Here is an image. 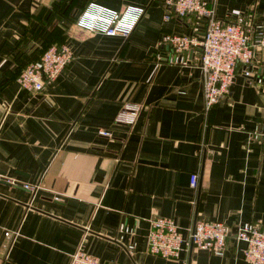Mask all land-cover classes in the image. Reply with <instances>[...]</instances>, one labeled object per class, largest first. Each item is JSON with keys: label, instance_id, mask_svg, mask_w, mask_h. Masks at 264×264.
Here are the masks:
<instances>
[{"label": "crops", "instance_id": "crops-1", "mask_svg": "<svg viewBox=\"0 0 264 264\" xmlns=\"http://www.w3.org/2000/svg\"><path fill=\"white\" fill-rule=\"evenodd\" d=\"M61 1L0 0V264H69L79 244L106 264H248L234 237L223 254L192 247L166 259L148 251L147 234L156 216L184 233L197 219L264 228V144L251 135L264 123V48L251 66L261 83L238 62L206 118L200 67L155 59L164 32L192 31V14L166 19L164 0H76L61 16ZM128 6L143 11L126 35L77 23L85 11ZM213 8L264 24V0ZM45 30L72 57L40 90L20 88ZM128 103L140 104L132 124L116 120ZM120 224L132 231L122 237Z\"/></svg>", "mask_w": 264, "mask_h": 264}, {"label": "built area", "instance_id": "built-area-1", "mask_svg": "<svg viewBox=\"0 0 264 264\" xmlns=\"http://www.w3.org/2000/svg\"><path fill=\"white\" fill-rule=\"evenodd\" d=\"M215 0H164V17L192 14L194 24L189 33L164 32L155 53L157 62L188 64L196 63L202 72L204 115L218 100L229 92L233 82L235 67L243 64V75L254 83H261L263 77L252 71V59L258 48H264V24L253 15L235 20H224L214 14ZM143 11V7L128 6L122 14L100 9L85 11L77 20L79 25L103 31L106 34H128ZM72 57V50L66 43H52L41 53L38 60L30 61L18 72L20 88L37 91L53 80ZM140 104L128 103L120 110L116 120L132 124L138 115ZM107 134V130H99ZM253 138L264 144V123L252 131ZM8 182L16 183L12 178ZM197 172L190 174L189 183L196 187ZM26 188L33 185L24 183ZM122 237L132 230L120 224ZM17 231H5L11 239ZM229 237L243 241L242 255L248 264H264V228L257 221L238 222L235 230L219 220L197 219L184 233L176 222L166 216H156L150 220L147 234L149 252L166 259H179L191 247L207 249L215 254H223ZM132 247V243L127 245ZM69 264H106L98 256L85 251L81 245L71 253Z\"/></svg>", "mask_w": 264, "mask_h": 264}, {"label": "trees", "instance_id": "trees-1", "mask_svg": "<svg viewBox=\"0 0 264 264\" xmlns=\"http://www.w3.org/2000/svg\"><path fill=\"white\" fill-rule=\"evenodd\" d=\"M75 1L76 0H68L67 2H64V0L63 1H61V4L58 6V13L61 15V16H64V14H65V12H66V10L68 9V7L71 5V4H73V3H75ZM58 4H56V6H57ZM50 33H51V31H49ZM48 31H44V32H41V35H40V39L42 40V46H41V48H39L38 50H37V56L35 57V60H38L39 59V57H40V55H41V53L43 52V50L49 45V44H51V40L52 39H50V36H52V34H50ZM52 38V37H51Z\"/></svg>", "mask_w": 264, "mask_h": 264}, {"label": "water", "instance_id": "water-1", "mask_svg": "<svg viewBox=\"0 0 264 264\" xmlns=\"http://www.w3.org/2000/svg\"><path fill=\"white\" fill-rule=\"evenodd\" d=\"M191 248H192V247H191ZM191 248H190V249H191Z\"/></svg>", "mask_w": 264, "mask_h": 264}]
</instances>
